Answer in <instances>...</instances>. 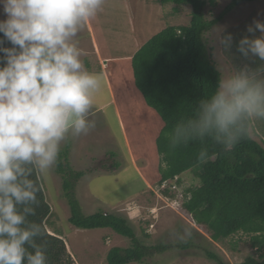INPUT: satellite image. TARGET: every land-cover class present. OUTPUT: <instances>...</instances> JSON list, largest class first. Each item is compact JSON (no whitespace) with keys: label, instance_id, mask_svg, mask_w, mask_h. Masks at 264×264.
Returning <instances> with one entry per match:
<instances>
[{"label":"rangeland","instance_id":"1","mask_svg":"<svg viewBox=\"0 0 264 264\" xmlns=\"http://www.w3.org/2000/svg\"><path fill=\"white\" fill-rule=\"evenodd\" d=\"M207 1L203 14L210 22L219 18L233 0ZM103 8L105 13L100 11L92 20L94 28L99 30L97 36L103 41L100 46L97 39V45L102 52L121 57L127 52L131 56L135 54V36L137 45H142L169 26H188L193 12L192 6L165 5L161 0H105ZM6 18L0 5V20ZM254 20L264 21V0L242 2L205 34L209 53L222 76L245 66L255 69L264 64L255 57L245 58L238 51L239 41L245 36L251 37L247 29L254 26ZM228 34L233 40L226 49L219 40ZM76 42L84 51L81 59L86 69L101 72L103 65L93 49L91 34L82 31ZM109 66L110 84L116 96L115 105H111L114 109L106 107L110 96L102 77V89L94 97L90 118L95 120V128L79 137L69 135L61 144L56 164L46 176L37 170L51 207L46 222L48 232L64 240L75 264H108L107 254L112 248L131 246L130 239L111 229L86 230L70 223L71 208L65 183L70 191L73 183L70 173L87 171V176L76 181V186L73 184L83 215L106 212L121 216L128 220L143 244L167 247L143 263L132 264H218V260L223 264H241L250 257L257 259L260 253L251 244L252 236L238 234L214 241L211 233L197 225L183 208L186 195L190 196L192 187L200 183L193 173L181 175L176 186L174 182L164 183L171 194L162 193L156 141L164 122L137 88L131 62H114ZM117 109L127 141L115 119ZM249 132L264 147V120H251ZM181 245L188 248L181 249Z\"/></svg>","mask_w":264,"mask_h":264},{"label":"clouds","instance_id":"2","mask_svg":"<svg viewBox=\"0 0 264 264\" xmlns=\"http://www.w3.org/2000/svg\"><path fill=\"white\" fill-rule=\"evenodd\" d=\"M104 4L0 0L7 17L0 20V264H47L46 246L34 239L45 235L42 224L27 221L36 215L31 205L39 206L32 177L36 170L49 173L69 135H86L96 126L89 117L102 76L86 69L76 38ZM247 31L252 35L239 41L238 51L264 61V21L254 20ZM232 40L228 34L219 43L227 49ZM253 119L264 120V64L221 76L188 122L183 141L208 138L229 151ZM207 154L201 148L198 159Z\"/></svg>","mask_w":264,"mask_h":264},{"label":"trees","instance_id":"3","mask_svg":"<svg viewBox=\"0 0 264 264\" xmlns=\"http://www.w3.org/2000/svg\"><path fill=\"white\" fill-rule=\"evenodd\" d=\"M248 1L253 0H233L219 18L209 22L203 14L207 0H161L165 5L192 6L190 24L169 26L152 37L133 56L132 69L137 88L164 122L156 141L162 193L171 194L164 183L174 182L176 186L181 175L193 173L200 183L192 187L190 196L186 195L183 208L197 225L211 233L214 241L238 234L252 236L251 244L260 255L241 264H264V147L250 135L251 120L245 124L246 135L229 151L208 138L183 141L188 122L196 117L201 102L214 93L222 76L209 53L205 34L239 4ZM0 38H3L2 33ZM4 46L11 47L7 42ZM201 148L208 150L204 161L198 159ZM87 173H70L73 182L70 191L65 183L71 208L69 221L80 229H111L131 240L130 247H115L108 252V264L143 263L147 257L167 249L166 246L143 244L128 220L121 216L106 212L83 215L75 186ZM32 179L40 188L39 206L31 205L36 208V215H29L27 221L42 224L45 232L34 238L36 243L46 246L47 264H75L64 240L47 230L51 207L37 170ZM20 207L22 210L23 206ZM179 248L186 250L188 245ZM29 251L34 250L29 248ZM218 264L223 263L218 260Z\"/></svg>","mask_w":264,"mask_h":264},{"label":"crops","instance_id":"4","mask_svg":"<svg viewBox=\"0 0 264 264\" xmlns=\"http://www.w3.org/2000/svg\"><path fill=\"white\" fill-rule=\"evenodd\" d=\"M123 4V3H122ZM106 8H109V6H105ZM3 8V7H2ZM106 8H103V13H105V9ZM85 30H87V32H89L90 34H91V36H92V38H93V43H94V51H95V53L98 55V57H99V60L101 61V63H102V67H101V69H100V71L101 72H99L98 74H100L102 77H103V79H104V82H105V85H106V88H107V92H108V95L110 96V98H109V103L108 104H106V107H107V109H108V107H112L111 105H113L114 103H115V101H116V96H115V94H114V92H113V88L111 87V84H110V77H109V69H110V64L111 63H114V62H131V64H132V58H133V56L141 49V47L142 46H144L145 45V43H147L146 41L142 44V45H140V44H138L137 45V38H136V36L133 38L134 39V41H135V47H136V52H135V54H133L132 56L129 54V52H127L126 53V55H124L123 57H121V56H117V55H114V54H110V53H112V52H109V53H107V51H105L106 52V54H104L105 52H102L100 49H99V47H98V45H97V39L100 41V46L102 45V42L103 41H101L100 39H99V37L97 36V32H99V30L97 31L95 28H94V23H93V21L91 20L89 23H88V25H87V27H86V29ZM138 41H141V38L139 37L138 38ZM107 46V45H106ZM119 46H121V45H119ZM134 47V48H135ZM102 48V47H101ZM113 50V49H112ZM113 53H114V51H113ZM132 71H133V69H132ZM134 76V75H133ZM108 100V99H107ZM115 105V104H114ZM113 108V107H112ZM104 109H106V108H104ZM114 109V108H113ZM92 110H91V113H90V117L89 118H91L92 117ZM114 113H115V119L117 120V122H118V124H119V127H120V129H121V131H122V133H123V137H124V139H125V141H127V139H126V137H127V135H126V132L124 131V128H123V122H122V119H121V116L119 115V113H120V111L117 109V110H114ZM128 145V144H127ZM68 163H69V161H68ZM67 163V164H68ZM75 172H80V171H75ZM88 174V173H87ZM87 176V175H86ZM85 177V176H84ZM147 183V182H146ZM148 184V183H147ZM148 186H149V184H148Z\"/></svg>","mask_w":264,"mask_h":264}]
</instances>
